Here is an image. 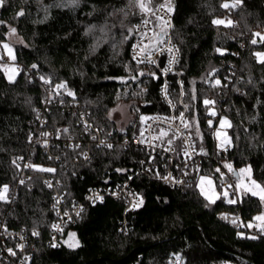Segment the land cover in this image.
Segmentation results:
<instances>
[{"label":"trees","instance_id":"1","mask_svg":"<svg viewBox=\"0 0 264 264\" xmlns=\"http://www.w3.org/2000/svg\"><path fill=\"white\" fill-rule=\"evenodd\" d=\"M161 1L152 0V7ZM65 2L6 0L0 8V41L6 40L9 26L16 28L24 41L15 47L14 63L20 70L15 82H9L0 70V185L16 181L18 169L12 160L23 157L55 168V173L48 174L63 181L70 198L79 199L89 187L133 175L147 154L117 145L110 150L95 149L90 162L72 161L77 152L67 148L61 150L64 158L60 161L48 159L41 151L33 157L29 136L34 129L28 120L38 110L49 109L51 128L69 125L74 131L80 126L70 104L77 101L102 125L118 132L121 128L108 119V112L125 102L130 104L132 116L125 128L131 133L138 129L140 116L166 113L169 107L161 98L162 81L155 67L134 61L130 53L132 39L125 40L142 18L138 10L129 6L128 0H78L75 6L63 7ZM225 2L234 0H171V39L179 49L177 69L187 93L190 120L195 117L199 122L203 139L196 137L195 128L193 137L206 148L209 167H214L215 157H222L216 138L207 130L208 114L202 103L214 94L223 110L221 117L232 122L228 129L232 147L225 158L237 171L250 165L253 177L264 185V64L258 63L255 56L258 51L264 53V44L250 43L255 30L264 28V0H243L240 7L231 10L221 7ZM21 10L25 15L17 17ZM223 17L231 18L235 26L212 24L213 19ZM104 22H110V27L115 24L109 35L119 36L116 46L97 30L88 31ZM229 62L237 66L231 75L226 65ZM33 64L37 65L35 69ZM219 68L227 85L222 92L205 82L210 72ZM140 72L144 75L139 76ZM41 76L50 77L53 84L66 82L75 98L61 90L60 96L46 103L50 86L40 80ZM130 76L138 78L132 80ZM173 80V87H178V81ZM18 162L21 165L22 160ZM203 174L217 180L212 169ZM32 182L33 189L19 185L18 199L7 216L10 227L39 231L33 264H167L174 252L183 254L185 264H222L230 260L264 264V235L241 238L238 233L247 237L252 231L221 215L239 216L247 224L264 211L257 197L244 196L243 202L236 204L227 203L225 197L209 203L197 187L182 191L135 174L133 185L144 203L128 214V234L120 229L123 202L107 199L88 206L82 218L67 228L66 234L76 232L79 247L51 248L48 239L55 219L51 194L40 179Z\"/></svg>","mask_w":264,"mask_h":264},{"label":"built area","instance_id":"2","mask_svg":"<svg viewBox=\"0 0 264 264\" xmlns=\"http://www.w3.org/2000/svg\"><path fill=\"white\" fill-rule=\"evenodd\" d=\"M161 3H164V0L161 1ZM157 15L164 16L165 19H168V16L165 15L164 11H160L156 13ZM143 19H151L152 23L148 25V28H154L155 27V17L149 16L142 17L138 22L135 23L134 29H133V36H132V45H135L137 41L140 38V33L146 31V28L144 27L142 21ZM171 24H172V14H171ZM139 26V27H137ZM156 31H159V29H155ZM171 30L172 27L167 29L168 36L165 37L164 43L157 45V47L166 48V47H173L174 49H177V47L173 44L171 39ZM149 35H152L151 32H149ZM170 40V42H169ZM147 43V41H145ZM131 56L133 57V49L131 46ZM232 54L238 55V51H233ZM176 60L171 64V70L167 73L163 72V69L169 67V60L171 59V55L168 52H164L163 54H159L157 52L153 53V59L156 61L155 64L144 62L140 64H148L155 67V70L157 71L158 76L161 78V88H160V95L163 101L166 103V105L169 107L168 112L162 113V114H148L143 115L146 117H175L178 116L180 112H185V116L187 119L190 120L189 116V106L187 109L184 108V105H187L185 99L187 96L185 86L181 80L180 72L177 69V64L179 60V54L175 53ZM221 65H224V60H221ZM227 65L228 68V75H231L236 70L237 66L233 62H229ZM214 75L209 74V78L207 81L208 85H210V82L215 79H220L222 85H225V80L222 76L223 70L221 68L214 69ZM222 72V73H221ZM210 73H213L211 71ZM175 78L176 81H178V87H173V79ZM167 85V93H168V100L173 101L175 104V108L171 107L168 102L165 99L164 92L162 91ZM222 88L224 87H217L215 89H218L222 92ZM206 98H211L216 100L215 109L217 111V116L215 118L209 117L208 119H213V128L208 127L207 123V130L210 134L213 133V131L216 128V125L221 118L220 111H223L220 108V103L218 102V99L216 95L210 94ZM70 108L74 110V113L78 116V125L80 126L79 129H76L74 131L71 130L69 125H65L58 128H51L50 127V118H49V109L47 111H44L43 109L38 110L37 114H39V119L37 118V114L34 118L28 120V124L33 127V132L31 134L32 140L31 144L33 146L31 156L36 157V153L38 151H41L43 154L47 155V158L51 157L50 160L54 161H60L64 158L63 150L64 148L72 150L68 145H75L79 144L80 148L76 150L77 154L74 155L71 160L72 161H83V162H90L93 157V151L95 149L99 150H110L106 147H97L99 142L101 140H105L107 143H110L113 145V148H115L117 145H123L125 148H134L136 150L142 151L147 154V159H141L140 165L136 169V172L132 175H130L127 178H124L122 180H118L115 182H111L110 180L105 181L104 183H101L96 186L89 187L84 193L83 196L79 199L77 198H70L69 192L67 188L65 187L63 181L54 175L48 174L46 172H38L33 171L32 169L24 168L25 163H32L35 165H39L45 168H53L52 166H44L40 163H34L32 160L29 159H23L21 162V168L16 173V181L7 183L9 186V203L0 202V264H33L36 253H37V241L38 236L32 235L33 230L39 232L37 229H15L13 227H10L8 223L9 217L7 216V213L9 212V209H12L18 199V187L20 184V180L25 181V185H27L30 189H33V182L32 180L35 178H38L42 181L46 189L50 192L51 198H52V206L51 209L54 214V221L53 224H58L63 229V231H56L52 228L50 230V235L48 239V245L51 247L53 243L59 245L58 247H61L63 245H66L64 241L66 240L68 233L66 234V230L70 226H74L83 216L86 208L88 206H95L97 204L105 202L107 199H113L116 201H122L124 204V216L121 224V231L124 234H128L130 231V225L128 220V214L135 211L136 209L140 207H133V204L138 202L139 199L143 200V196L136 190L135 186L133 185V176L136 175H143L146 178H149L151 180H155L158 182H161L165 185H168L171 188L179 189L182 191L192 189L194 187H197L198 179L203 174V171L205 170H211L213 174L217 178L218 186L222 189H225V186L227 184L235 185L237 182L236 176H234L232 173L228 171L224 167L225 163H230L233 166V169H235L232 161L225 158L226 151H220L218 150V153L222 157H215L214 167H209V161L210 157L208 155V152L206 151V148L201 145L198 141L195 140L193 137L192 129H191V135L193 139V143L195 145L196 150L198 151L201 147L204 148V150L207 152V155H197L193 153L192 159L187 160V168H185V160L186 157L182 155H178L177 153L181 149L182 140H175L173 144V148L176 149V151L173 152H164L163 146L157 147L153 149L150 147L147 143L144 145H141L137 139L139 135V130L141 127H147L148 125H152V128H169V123L158 121L153 122L152 120H149L147 124L142 125L141 127L135 131V132H129L127 128H124L125 131L121 132L120 130L117 132L115 129L106 128L104 125H102L99 121V119L92 115L89 111L85 110L84 108H81L79 103L77 101H72L70 104ZM83 117V121H86L88 124H90L92 127L89 132H85L84 129V123L81 119ZM140 121V120H139ZM43 122V123H42ZM139 123V122H138ZM177 126H180L179 120L171 121V128L174 130ZM182 127V126H181ZM68 128L69 132L67 135L63 134L61 132L60 138L57 139V129H64ZM98 128H102V131H97ZM40 132H49L51 135L47 138L48 139V147L45 148L42 146L43 137L39 135ZM110 133V135H109ZM155 134V133H151ZM172 133L170 132V135ZM146 136L150 135L149 132L145 133ZM185 135H188L187 132H185ZM213 135V134H212ZM71 137L69 139L68 137ZM96 136V140H93L91 137ZM41 141V143H37V141ZM127 141V143H125ZM153 143H158L156 141H153ZM80 152H87L89 159L85 160L81 155ZM58 157V159H57ZM155 157V159H153ZM199 169L197 171L196 169ZM216 168H220L221 172H223L224 179L223 182L221 181L220 174L215 172ZM187 171V175L184 174V172ZM237 171V170H236ZM157 172L159 173V177H163L168 175V173H171L172 177H174L176 180L183 181L179 184H173L171 182H167L162 178H159L157 176ZM31 178V179H29ZM45 181H51L53 187L48 188ZM5 185V184H3ZM0 185V186H3ZM230 190L231 195L236 198L233 195L234 189L228 188ZM115 193V194H113ZM103 196V201L95 200L93 202L92 200H89L87 197L93 196L95 198L96 195ZM57 200H59V203H57ZM144 203V200H143ZM55 205V208L53 207ZM83 209L80 216H77L76 213L80 211V209ZM59 213V215L57 214ZM68 213L67 216L64 214ZM223 217L227 216L229 220H232L233 218L239 217L235 216L233 214L229 213H222ZM70 217V219H69ZM241 221V217H239L238 224ZM6 229V230H5ZM251 230V229H250ZM256 235H259V233L256 232L255 229L251 230ZM23 237V239H21ZM18 245H23V248L17 247ZM58 247H51V248H58ZM8 249H12L16 252L15 256H12L8 253ZM176 257H180L179 261H177ZM186 260L185 257L181 252H174L172 253L168 260L167 264H185ZM222 264H238L233 260L230 261H224Z\"/></svg>","mask_w":264,"mask_h":264},{"label":"snow or ice","instance_id":"3","mask_svg":"<svg viewBox=\"0 0 264 264\" xmlns=\"http://www.w3.org/2000/svg\"><path fill=\"white\" fill-rule=\"evenodd\" d=\"M78 0H69V3L72 6H75L77 4ZM129 6L135 7L138 12L142 16H149V14L153 17H155V27L154 28H148V25L152 23L151 19H143L142 23L144 27L146 28V31L140 33V38L137 41L135 45H132L133 49V57L132 59L136 61L138 64L139 63H144L145 61L148 63L155 64L156 61L153 59V53L157 52L159 54H163L164 52H168L171 55V59L169 60V67L163 69L164 73H167L168 71L171 70V64L175 62L176 56L175 53H178L179 49H174L173 47H166V48H161L157 47L159 44L164 43L165 37L168 36V31L167 29L172 27L171 24V13L174 11V7L171 3V0H164V3H161L160 5L156 6L155 8L152 7V0H128ZM6 0H0V8H3L5 6ZM243 0H234L232 3H223L221 4V7L227 10L235 9L238 8L242 5ZM164 11L165 15L168 16V19H165L164 16L157 15L156 13ZM25 15V12L23 10L19 11L17 13V17H22ZM3 21H0V24H2ZM212 24L215 26H225V27H233L235 26L234 21L231 19H220L216 18L212 20ZM139 27V26H137ZM158 28L159 31H156L155 29ZM89 32L92 31L90 28L88 30ZM131 32V29L129 30ZM149 32L152 33V35H149ZM16 34V29L15 28H10L9 29V35H15ZM259 38V39H257ZM128 37H125V40H127ZM147 41V43H145ZM23 43V41H20ZM170 42V40H169ZM264 44V33L256 32L253 33V38L251 39L250 43L253 45H256L257 43ZM5 51V54L7 57L15 61L16 57L14 54L13 48L8 44V43H3L0 45ZM217 52L223 54V51L219 48L216 49ZM255 56L257 57L258 63L264 64V53L257 52L255 53ZM4 60V56L0 55V61ZM37 65L33 64L32 68H36ZM0 70H3L5 72V75L8 79L9 82H15L16 76L19 74V69L15 66H10L8 64H0ZM213 73H210L211 75H214ZM139 76L144 75L143 72H140L138 74ZM155 76V74H152ZM132 80H136L138 77L137 76H130L129 77ZM40 80L45 84L49 85V96L46 98V103H51L52 99L55 97H58L61 95V90L66 92L68 96H71L75 98V93L72 92L71 90L68 89L66 82H60L57 84H53L52 80L50 77H44L41 76ZM206 83L209 81H205ZM210 87L212 88H217V87H227V85H222L220 79H215L210 82ZM164 92V96L168 104L175 108V104L173 101L168 100V93H167V85H165L164 89L162 90ZM239 91V89H237ZM117 99H119V96H117ZM195 99V97H193ZM62 102V101H61ZM203 105L205 106V109L207 111V114L209 117L215 118L217 116V111L215 109L216 105V100L211 99V98H204L202 101ZM184 108L187 109L188 105H184ZM119 111V105L116 108L110 109L108 112V119L111 120L113 113ZM138 111V109H137ZM37 118L39 119V114H37ZM83 121V117H81ZM149 120H152L153 122H158V121H163L169 123V128H157L154 129L152 128V125H148L146 128L141 127L139 130V135L137 137L139 143L141 145H144L147 143L150 147L153 149L157 147H162L163 146V151L164 152H173L176 151L175 148H173V144L175 140H182V145L180 151L177 153L178 155H182L186 157L187 159L185 160V168H187V160L192 159L193 153L197 155H207V152L204 150L203 147H201L198 151L195 148V145L193 143L192 135H191V129L195 128V135L198 137L201 141L203 139L202 134L200 133L199 129V122L193 117L192 120H189L185 116V112H180L178 116L175 117H146V116H140V122L142 125L147 124ZM174 120H179L180 121V126H177L174 130L171 128V121ZM43 123V122H42ZM84 123V129L85 132H89L91 129V125L88 124L86 121H83ZM208 127L213 128V119H208L207 121ZM182 126V127H181ZM232 127V122L227 118V117H221L218 121V127L215 128L213 131V136L217 139L218 144L217 148L220 151H227L230 147H232V138L228 135L227 129ZM102 128H98L97 131H102ZM121 132L125 131L124 128L120 129ZM61 132L65 135L68 134L69 129L64 128L62 130L57 129V135L56 138L59 139ZM149 132L150 135L146 136L145 133ZM170 132L172 133L170 135ZM185 132L188 133V135H185ZM155 133V134H151ZM39 135L43 137L42 141V146L47 148L48 147V137L51 135L49 132H40ZM110 135V133H109ZM71 139V137H68ZM93 140H96V136L91 137ZM32 137L31 135L29 136V141L31 142ZM153 141H156L158 143H153ZM37 143H41V141H37ZM127 143V141H125ZM73 151L77 150L80 148L79 144L75 145H68ZM97 147H106L108 149H111L113 147L112 144L107 143L105 140H101ZM80 155L85 159L88 160V154L87 152H80ZM51 159V157H49ZM58 159V157H57ZM155 159V157H153ZM23 160V157H16L12 160V164L19 170L21 168V165L18 161ZM224 167L228 169L230 173H232L234 176L237 178V182L235 185L232 184H227L225 186V190L223 191V196L226 198V202L229 204H236L238 202H243L242 197L251 195L252 197H257L260 201L261 207L264 208V185H261L257 183L254 179H252V169L251 166H246L244 168L239 169L238 171L233 169V166L230 163H225ZM24 168L32 169L33 171H38V172H47V173H55L56 169L55 168H45L39 165H35L32 163H25ZM199 171V169H196ZM117 172H123L125 171L124 169H116ZM216 173L220 174L221 181L223 182L224 179V173L221 172L220 168L215 169ZM185 175H187V171L184 172ZM157 176L159 177V173L157 172ZM164 179L167 182H171L173 184H179L182 183L183 181L176 180L174 177H172L171 173H168V175L159 177ZM31 179V178H29ZM20 184H24L25 181L22 179L19 181ZM48 188H52V182L51 181H45L44 182ZM205 185H207V190L205 188ZM198 187L200 188V193L206 200L209 201V203H215V197L216 199L219 198V194L215 190V184L211 177L207 176H201L200 181L198 184ZM228 188L234 189L233 195L236 198L233 199H228L229 197V192L227 191ZM9 186L7 184L0 186V202H5L9 203ZM115 194V193H113ZM89 200H92L95 202V200L103 201V196L96 195L95 198L93 196L87 197ZM57 203H59V200H57ZM143 204V200L139 199L138 202L133 204V207H140ZM55 208V205H53ZM83 209L81 208L80 211L76 213L77 216H80L81 212ZM59 215V213H57ZM65 216L68 215V213L64 214ZM223 219H228L227 216L222 217ZM70 219V217H69ZM239 221V217L233 218L230 222L234 225H237L238 227H247L248 229H255L257 233L260 235H264V211H261L258 215L252 218V221L248 222L247 224H244L243 222H240L239 224L237 223ZM52 228L56 231H63V229L60 227L58 224H53ZM6 230V229H5ZM32 235L38 236L39 232L33 230ZM241 238H248V239H258V235H250L247 237H244L243 233H238ZM76 234L75 233H69L68 234V239L64 241L65 244L69 248H77L80 246L79 241L76 240ZM23 239V237H21ZM59 245L53 243L51 247H58ZM17 247L23 248V245H18ZM8 253L12 256L16 255V252L13 251L12 249L7 250ZM177 261H179L180 257H176Z\"/></svg>","mask_w":264,"mask_h":264},{"label":"rangeland","instance_id":"4","mask_svg":"<svg viewBox=\"0 0 264 264\" xmlns=\"http://www.w3.org/2000/svg\"><path fill=\"white\" fill-rule=\"evenodd\" d=\"M66 1V2H65ZM64 4H63V7H66V6H71V4L69 3V0H64ZM161 3H159L158 5H160ZM62 5V3H60V6ZM157 5V6H158ZM155 8V7H154ZM40 13H41V11H40ZM40 13H38V14H40ZM42 14L43 15H45V16H47L44 12H42ZM142 17H144V16H142ZM224 18H227V19H231V18H228V17H223L222 19H224ZM232 20V19H231ZM114 27H115V24L113 25V27L111 26L110 27V22L108 23V22H104V23H102V24H97V25H95L94 27H92L91 29H93V30H97L98 31V33L100 34V35H102V37L104 38V39H106V41H108V42H110L111 44H113L114 46H116V44L117 43H119V41H117L118 40V38L117 37H119L118 35H117V37H114V33H113V35L112 36H110L109 34H110V32H112V30H114ZM10 28H14V27H12V26H9V29ZM16 29V28H15ZM156 29H158V28H156ZM93 30H92V32H93ZM256 32H260V33H264V28H259V29H256L255 30V32L254 33H256ZM114 37V38H113ZM100 39V38H99ZM103 39V40H104ZM23 41V39H22V37L17 33V30H16V34L15 35H9V31L6 33V40H4V41H0V45H2L3 43H8L12 48H13V50H14V54H15V47L16 46H18V45H21V44H23L24 43V41H23V43H21L20 41ZM105 41V40H104ZM258 52H260V51H258ZM257 53V52H256ZM261 53H263V52H261ZM0 55H3L4 56V60H2V61H0V64H8V65H10V66H15V67H17L16 65H15V63H14V61H12V60H10L8 57H7V55L5 54V51H4V49L2 48V47H0ZM18 68V67H17ZM19 69V68H18ZM17 77V76H16ZM16 79V78H15ZM68 87V86H67ZM68 89L69 90H71L69 87H68ZM63 91V90H62ZM119 105V111H117V112H115V113H113V116H112V119L117 123V125L120 127V128H125L127 125H128V123H129V121H131V119H132V116H131V114H130V112H129V108H130V104L129 103H125V102H119V103H117V105L115 106V107H113V108H116L117 106ZM222 117H225V116H222ZM138 127L140 128L141 127V122L139 121V123H138ZM216 127H218V123H217V125H216ZM227 132H228V129H227ZM228 135H229V133H228ZM216 143L218 144V141H217V139H216ZM246 166H249V165H246ZM246 166H243V167H240V168H238V170L239 169H241V168H244V167H246ZM201 176H207V177H211V179L213 180V182H214V184H215V190H216V192L219 194V198L218 199H216L215 197H213V199H215V202L217 201V200H219V199H221L222 197H224L223 196V191L225 190V189H222V188H220L219 186H218V183H217V180L216 179H214L213 178V176L211 175V174H202ZM200 176V177H201ZM200 177H199V179H198V183H197V188L199 189V191H200V188L198 187V184H199V181H200ZM252 179H254L257 183H259V184H261L258 180H256L254 177H253V175H252ZM262 185V184H261ZM205 188H206V190H207V185H205ZM227 191L229 192V197H228V199H233L234 197L231 195V192H230V190H228L227 189ZM225 200H226V198H225ZM258 215V214H257ZM254 229V228H253ZM252 230V229H251ZM69 233H75L76 234V232L74 231V230H70L69 231ZM243 233V232H242ZM250 235H256L255 233H253V232H250L249 233V236ZM76 240H78L79 241V239H78V237H77V234H76ZM68 239V236H67V238H66V240ZM65 240V241H66ZM79 244H80V241H79ZM67 245V244H66Z\"/></svg>","mask_w":264,"mask_h":264},{"label":"water","instance_id":"5","mask_svg":"<svg viewBox=\"0 0 264 264\" xmlns=\"http://www.w3.org/2000/svg\"><path fill=\"white\" fill-rule=\"evenodd\" d=\"M131 40V35L128 36L127 41L129 42Z\"/></svg>","mask_w":264,"mask_h":264},{"label":"bare ground","instance_id":"6","mask_svg":"<svg viewBox=\"0 0 264 264\" xmlns=\"http://www.w3.org/2000/svg\"><path fill=\"white\" fill-rule=\"evenodd\" d=\"M130 35H131V39H132V36H133V31H132V33H131Z\"/></svg>","mask_w":264,"mask_h":264}]
</instances>
